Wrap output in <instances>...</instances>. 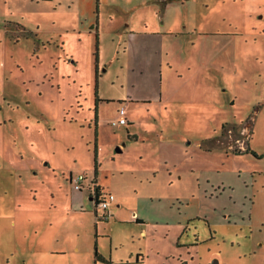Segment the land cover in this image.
<instances>
[{"label": "rangeland", "instance_id": "rangeland-1", "mask_svg": "<svg viewBox=\"0 0 264 264\" xmlns=\"http://www.w3.org/2000/svg\"><path fill=\"white\" fill-rule=\"evenodd\" d=\"M138 254L264 264V0H0V264Z\"/></svg>", "mask_w": 264, "mask_h": 264}, {"label": "built area", "instance_id": "built-area-1", "mask_svg": "<svg viewBox=\"0 0 264 264\" xmlns=\"http://www.w3.org/2000/svg\"><path fill=\"white\" fill-rule=\"evenodd\" d=\"M119 115H120L119 118L116 120H113L112 123L113 124H126L127 119L123 116L124 111L122 108L119 109ZM71 182L74 184L75 189L81 190L83 187L84 177L81 175H79L78 177H76L74 179H72L70 177V183ZM91 194L95 195L93 189L91 191ZM113 198H114V196L109 192H107V193L102 192L101 196L98 197L96 205L100 206L104 210L102 217L107 218L108 216H111L110 211H109V205L113 201Z\"/></svg>", "mask_w": 264, "mask_h": 264}, {"label": "trees", "instance_id": "trees-1", "mask_svg": "<svg viewBox=\"0 0 264 264\" xmlns=\"http://www.w3.org/2000/svg\"><path fill=\"white\" fill-rule=\"evenodd\" d=\"M127 123H128V121H127ZM94 145H95L94 146V173L96 175V173H97L96 172V169H97V161H96V157H97V147H96V143H94ZM247 150H248V148L245 149V151H247ZM234 152L239 153L241 151L240 150H236ZM95 175H94V179H93V183H92L93 184V190H94V194L95 195H92L91 194V197L90 198H93L94 201H95V204H97V199H98L99 196H101V193L103 192V190L101 189V187L99 185H97L96 176ZM94 211L96 213V210H94ZM96 215H97V213H96ZM137 221H139V220L137 219ZM94 256H95V260H100L102 262L111 263L110 260H107L105 257H103L100 254H98L97 251H96V249H95Z\"/></svg>", "mask_w": 264, "mask_h": 264}, {"label": "crops", "instance_id": "crops-1", "mask_svg": "<svg viewBox=\"0 0 264 264\" xmlns=\"http://www.w3.org/2000/svg\"><path fill=\"white\" fill-rule=\"evenodd\" d=\"M69 182H70V175H69ZM97 185H99L98 183H97ZM100 186V185H99ZM101 187V186H100ZM101 189H102V187H101ZM103 190V189H102ZM113 200H114V198H113ZM111 204L112 203H110V205H109V211H111L112 212V210H111ZM96 213H98L97 212V210H96ZM96 213H95V211H94V214H95V216H97L96 215ZM98 217V216H97ZM99 219V218H98ZM56 249H60V250H58L57 252L58 253H62V252H60L62 249H63V246L62 247H60V248H56V247H52L50 250H56ZM53 253H55V252H53ZM183 261V260H182ZM124 263H127V264H137V263H145V260H144V257L143 256H139V254H138V257L136 258V261L134 260H132V261H126V262H124ZM182 264H187V261L186 260H184L183 262H182Z\"/></svg>", "mask_w": 264, "mask_h": 264}, {"label": "water", "instance_id": "water-1", "mask_svg": "<svg viewBox=\"0 0 264 264\" xmlns=\"http://www.w3.org/2000/svg\"><path fill=\"white\" fill-rule=\"evenodd\" d=\"M116 151H117V152H120V151H121V149H120V148H116Z\"/></svg>", "mask_w": 264, "mask_h": 264}]
</instances>
